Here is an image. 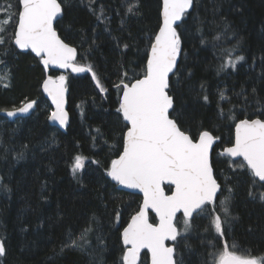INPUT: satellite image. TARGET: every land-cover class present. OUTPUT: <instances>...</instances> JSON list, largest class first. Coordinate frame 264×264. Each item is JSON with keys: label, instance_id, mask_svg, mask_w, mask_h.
Wrapping results in <instances>:
<instances>
[{"label": "trees", "instance_id": "trees-1", "mask_svg": "<svg viewBox=\"0 0 264 264\" xmlns=\"http://www.w3.org/2000/svg\"><path fill=\"white\" fill-rule=\"evenodd\" d=\"M61 2L63 14L55 25L59 36L77 49L76 62L90 65L106 91L101 92L90 72L74 75L51 70L52 77L66 76L68 88L69 123L61 131L48 122L51 107L41 91L46 74L39 59L14 45L0 47V60L11 70L10 86L0 85V111L36 101L27 117L9 121L0 115V242L7 251L0 264H119L121 231L141 203V196L118 189L104 175V167L122 150L120 133L126 130L116 111L121 92L115 85L126 71L129 76L133 70L141 71L148 37L158 30L161 0H140L139 15L132 17H124V0ZM8 3L15 5L16 0H0V7ZM101 12L104 19L98 20ZM3 18L5 13L0 11ZM14 27V20L7 25L9 38ZM177 31L181 84L174 91L177 107L184 113L182 126L195 135L203 125L220 138L211 162L222 190L215 205L194 214L191 230L173 243L175 258L182 264H206L209 252L225 244L229 248L235 244L238 253L264 257V203L248 195L253 178L248 170L233 165V159L218 153L232 142L238 119L264 118L260 116L264 113V0H194ZM225 50L232 51L231 58L244 60L235 68L221 69L230 59ZM176 79L172 76L174 84ZM221 92L226 99L221 100ZM230 112L235 120L227 118ZM21 152L23 158H17ZM77 155L86 161L74 178L71 165ZM164 188L170 191V186ZM254 190L264 188L258 183ZM229 196L231 215L238 219L223 226L225 236L214 228L206 232L213 208L223 219L220 201ZM183 220L178 215L179 228ZM90 222L93 231L84 250L61 252L69 235L76 237ZM139 264H148L146 251Z\"/></svg>", "mask_w": 264, "mask_h": 264}, {"label": "snow or ice", "instance_id": "snow-or-ice-1", "mask_svg": "<svg viewBox=\"0 0 264 264\" xmlns=\"http://www.w3.org/2000/svg\"><path fill=\"white\" fill-rule=\"evenodd\" d=\"M193 3L194 0H161L158 31L148 37L146 60L141 71L133 70L131 76L126 71L120 83L115 85L122 93L116 111L122 117V126L126 130L120 133L122 150L104 167V175L116 185L143 194L138 210L131 215L120 234L123 247L119 264H139L142 250L150 254V264H182V260L175 258L176 248L166 242L178 241V237L189 232L193 214H203L207 205H215L217 194L222 190L210 157L214 144L220 138L203 125L195 135L190 129H185L182 126L184 113L178 109L175 98L174 89L181 84L178 57L182 51L177 22L182 21ZM123 7L124 17L137 16L140 0H124ZM0 11L5 13V18L0 19V47L7 43L19 50H30L45 69L51 65L71 69L75 73L91 72L97 87L101 92L106 91L90 65L75 62L76 48L61 39L54 27V21L63 14L61 0H16L15 5L8 3L0 7ZM97 19H104L103 12L97 14ZM13 20L15 27L9 38L6 36L7 25ZM225 54L230 59L221 65V69L235 68L237 62L244 60L243 56L231 58L232 51L229 50H225ZM172 76L177 77L175 84ZM10 79L11 70L5 61L0 60V85L10 86ZM65 81V75L47 76L42 83L44 92L55 105L49 119L61 127L68 122V114L64 110ZM220 98L226 99L223 92ZM203 100L208 103L209 97L204 95ZM244 102L247 103V97ZM34 104L35 101L26 103L15 112L8 111L7 115L27 113ZM219 114L224 116L223 108ZM260 116L264 117V113ZM227 118L236 119L231 112ZM219 155L241 158L239 162L233 159L232 164L250 172L253 180L248 195L258 197L264 203V191L254 190L258 183L264 188V118L247 117L235 122L234 142L230 141V146L222 148ZM17 158H23V153H19ZM84 159L80 155L74 157L71 165L74 178L84 168ZM165 184L171 186L170 194L166 193ZM2 188L9 191L6 185ZM227 191L232 193L233 189L228 187ZM229 205L230 196L220 201L223 219L213 208L206 232L214 228L215 233L226 235L223 226H230L232 220L238 219L231 215ZM149 211L155 214L154 218H150ZM180 212L184 216L183 228L178 227L177 214ZM119 215L117 213V222ZM92 231L90 222L76 237L70 234L68 241L62 244L61 252L65 248L83 251ZM207 243L215 249L212 240ZM100 244H104L103 239H100ZM6 254L5 244L0 242V257ZM208 255L206 264H264V257L238 253L235 244L231 248L225 244L223 249L211 251Z\"/></svg>", "mask_w": 264, "mask_h": 264}, {"label": "water", "instance_id": "water-1", "mask_svg": "<svg viewBox=\"0 0 264 264\" xmlns=\"http://www.w3.org/2000/svg\"><path fill=\"white\" fill-rule=\"evenodd\" d=\"M192 8V7H191ZM190 8V9H191ZM189 9V10H190ZM61 17V16H60ZM60 17H57V19L54 21V27H55V25H56V22H57V20L60 18ZM181 21H179V22H177L178 24L180 23ZM56 28V27H55ZM57 30V29H56ZM158 31V30H157ZM57 33H58V31H57ZM58 35H59V33H58ZM62 39V38H61ZM67 43V42H66ZM70 45V44H69ZM70 46H72V45H70ZM74 47V46H73ZM17 49V48H16ZM17 50H19V49H17ZM77 50V49H76ZM19 51H21V52H27V51H29V52H31L30 50H19ZM78 53V52H77ZM34 56H35V54L34 53H32ZM181 54V53H180ZM36 57V56H35ZM36 58H38V57H36ZM179 58H180V55H179V57H178V61H179ZM39 59V58H38ZM76 59H77V55H76ZM76 62V61H75ZM77 63V62H76ZM41 64V63H40ZM78 64V63H77ZM79 65H81V64H79ZM41 66L43 67V70H44V72H45V74H46V77L45 78H47V76H50L49 75V73H50V71L52 70V71H58L59 73H61V74H64V73H71V74H74V75H77V74H81V73H75V72H72L71 71V69H60V68H56L55 66H49L47 69H45V67H44V65L43 64H41ZM84 73V72H83ZM91 73V72H90ZM92 74V73H91ZM44 78V79H45ZM42 83H43V81H42ZM42 83H41V91H42V93H43V95H44V97L47 99V101H48V103H49V105H50V107H51V110H50V113H49V116H48V122L52 125V126H55V127H57L58 129H60L61 131H63V130H65L66 129V127H67V125H68V123H69V115H68V122H67V124L65 125V126H63V127H61L60 126V124L58 123V122H56V121H52V120H50L49 119V117H50V115H51V113L53 112V111H55V105H53L52 104V101H51V98L48 96V94L46 93V92H44V90H43V88H42ZM65 84H66V81H65ZM121 95H122V93H121ZM67 97H68V88H67V86H66V92H65V103H64V110H65V112H67V114H68V110H67V106H68V99H67ZM32 101H34V100H31V101H28V102H25V103H23V104H21V105H19L18 107H15V108H11V109H2L1 111H0V115H2V116H4V117H6L9 121H14V120H16V119H19V118H24V117H27V116H29L30 114H31V112H32V110L35 108V106H36V101H35V104H34V106H33V108L32 109H30L27 113H20V112H16V114L14 115V116H11V117H9L8 115H7V112L8 111H16L17 109H19V108H21V107H23V105L24 104H26V103H29V102H32ZM257 118V117H256ZM244 119V118H243ZM234 136H235V126H234ZM234 136H233V142H234ZM212 152V151H211ZM223 156V155H222ZM210 157H211V153H210ZM228 158H230V157H228ZM230 159H235V160H237V159H241V158H230ZM256 179H258V178H256ZM218 181V180H217ZM113 183H115L114 181H112ZM219 183V182H218ZM164 186H169V185H167V184H165V185H163V187ZM171 187V186H170ZM117 188L118 189H120V190H123V191H126V192H129V193H133V194H137V195H139V196H141V202H142V199H143V194L142 193H140L138 190H135V189H127V188H124L123 186H120V185H117ZM166 191V190H165ZM166 193H168V194H170V191L169 192H166ZM219 193V192H218ZM218 195V194H217ZM150 213L151 214H153L154 216H155V214L154 213H152L151 211H149V216H150ZM194 214H196V213H194ZM193 214V215H194ZM133 215V214H132ZM178 215H182L183 216V213L182 212H180V213H178L177 214V217H178ZM184 217V216H183ZM129 220H130V218H129ZM128 220V221H129ZM128 223V222H127ZM127 225V224H126ZM125 225V226H126ZM124 226V227H125ZM123 230V229H122ZM122 232V231H121ZM169 246H174V241H168V242H166ZM143 251H146L147 252V250H142V252ZM141 252V253H142ZM148 264H150V254H148Z\"/></svg>", "mask_w": 264, "mask_h": 264}, {"label": "flooded vegetation", "instance_id": "flooded-vegetation-1", "mask_svg": "<svg viewBox=\"0 0 264 264\" xmlns=\"http://www.w3.org/2000/svg\"><path fill=\"white\" fill-rule=\"evenodd\" d=\"M254 118H256V117H254ZM257 118H259V117H257ZM242 119H243V118H242ZM238 120H239V119H238ZM238 120H237V121H238ZM237 121H236V122H237ZM234 126H235V123H234V125H233V136H234ZM217 142H219V140H218ZM217 142H216V143H217ZM232 142H233V138H232ZM216 143L214 144V146L216 145ZM214 146H213V148H214ZM227 146H230V145H227ZM227 146H225V147H227ZM223 148H224V147H223ZM221 150H222V149H219V150H218V153H220ZM212 152H213V149H212ZM212 152H211V156H212ZM220 156H222V155H220ZM225 157H227V156H225Z\"/></svg>", "mask_w": 264, "mask_h": 264}, {"label": "rangeland", "instance_id": "rangeland-1", "mask_svg": "<svg viewBox=\"0 0 264 264\" xmlns=\"http://www.w3.org/2000/svg\"><path fill=\"white\" fill-rule=\"evenodd\" d=\"M57 76H59V75H57ZM55 77H56V76H55ZM85 161H86V160L84 159V163H85Z\"/></svg>", "mask_w": 264, "mask_h": 264}]
</instances>
